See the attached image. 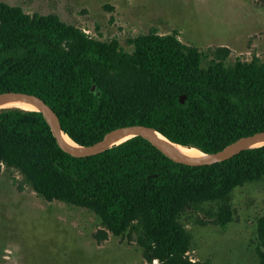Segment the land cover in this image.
<instances>
[{
    "label": "trees",
    "instance_id": "trees-1",
    "mask_svg": "<svg viewBox=\"0 0 264 264\" xmlns=\"http://www.w3.org/2000/svg\"><path fill=\"white\" fill-rule=\"evenodd\" d=\"M178 34L153 29L135 38L129 52L55 14H29L0 1V92L41 97L82 146L113 128L142 124L210 154L264 131V63L228 65L230 50L219 47L203 67L204 53ZM3 167L17 170L47 201L96 213L103 227L95 234L98 243L132 227L141 231L147 262L196 264L187 255L190 237L181 214L264 179V145L203 166L173 162L141 137L74 157L58 146L40 112L11 107L0 110ZM230 215L221 208L223 226ZM258 233L264 247V216ZM258 255L264 264V250Z\"/></svg>",
    "mask_w": 264,
    "mask_h": 264
},
{
    "label": "rangeland",
    "instance_id": "rangeland-1",
    "mask_svg": "<svg viewBox=\"0 0 264 264\" xmlns=\"http://www.w3.org/2000/svg\"><path fill=\"white\" fill-rule=\"evenodd\" d=\"M29 14H55L92 38L116 41L133 51V41L155 29L203 53L227 47L228 65L264 63V0H0ZM19 186L23 189L20 190ZM222 207L230 209L226 225ZM264 216V179L235 188L226 199L193 206L179 222L190 237L188 257L196 264H259L258 223ZM101 218L93 211L47 201L14 169L0 171V264H157L138 244L141 231L109 234L98 241Z\"/></svg>",
    "mask_w": 264,
    "mask_h": 264
},
{
    "label": "water",
    "instance_id": "water-1",
    "mask_svg": "<svg viewBox=\"0 0 264 264\" xmlns=\"http://www.w3.org/2000/svg\"><path fill=\"white\" fill-rule=\"evenodd\" d=\"M94 89H95V86H93V90ZM185 99H186V96L181 95L180 101L182 103L185 102ZM13 101L28 102L34 105L36 107L35 111L40 112L45 118V120L47 121L48 125L50 126L51 131L56 139L58 146L63 151H65L66 153L74 157H87V156L97 155L105 151L106 149L112 147L113 145L109 146V144L114 139L119 138V137H125V136H130L128 139L133 138V137H141L142 139L150 143L156 150H158L160 153H162L164 156H166L173 162L181 163L184 165H191V166L213 165L216 163H220V162H223L225 160L232 158L233 156L239 154L243 150L256 148V147H260L264 145L262 144L258 146H253L256 143L264 142V131H260L252 135L241 137L227 144L225 147H223L217 152L210 153V154L203 152L205 154L203 157H190L184 154L176 153L172 151L171 149H169L157 136V133H160L159 131L151 127H148L146 125L131 124V125H125V126L113 128L107 131L101 137V139L98 140L96 143L92 145H88V146H82L76 143L68 134H66L63 131L58 114L41 97L35 94H31L27 92H19V91L0 92V104L5 103V102H13ZM63 134L68 135V137L74 143H76L77 146L73 147V146H69L65 144L63 140ZM184 147H187V146H184ZM188 148H195V147H188ZM198 150L201 151L200 149Z\"/></svg>",
    "mask_w": 264,
    "mask_h": 264
},
{
    "label": "bare ground",
    "instance_id": "bare-ground-1",
    "mask_svg": "<svg viewBox=\"0 0 264 264\" xmlns=\"http://www.w3.org/2000/svg\"><path fill=\"white\" fill-rule=\"evenodd\" d=\"M11 107L21 108V109L31 110V111L36 110V107L28 102L13 101V102H5V103L0 104V109L11 108ZM157 136L169 149H171L172 151L176 153L184 154L190 157H203L205 155L203 152L199 151L196 148H188V147L179 145L177 143H173L169 141L166 137L161 135L160 133H157ZM129 137L130 136L116 138L109 144V146L122 143L123 141L127 140ZM63 140L65 144L69 146H73V147L77 146V144L74 143L66 134H63ZM262 144H264V142L256 143L253 146H258Z\"/></svg>",
    "mask_w": 264,
    "mask_h": 264
}]
</instances>
